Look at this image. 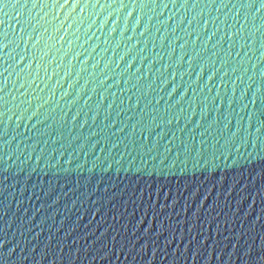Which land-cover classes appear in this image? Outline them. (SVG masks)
Returning <instances> with one entry per match:
<instances>
[{
  "label": "water",
  "instance_id": "water-1",
  "mask_svg": "<svg viewBox=\"0 0 264 264\" xmlns=\"http://www.w3.org/2000/svg\"><path fill=\"white\" fill-rule=\"evenodd\" d=\"M89 2L98 3L94 8L85 6L83 12L77 8L63 25L59 21L68 14L67 6L32 9L29 14V0L27 8H0V48L4 32L10 39L21 33L16 11L28 23L23 32L32 30L27 45L21 42L14 53L0 50V113H4L0 116V229L9 237L0 248V259L15 243L9 264H47L59 251L56 242L60 241L65 257L57 256L54 264H81L67 256L70 248H92L95 242L97 247L106 243L111 250L115 237L123 250L117 245L119 258L113 257L112 264H264L260 259L264 194L259 191L264 148L257 138V129L264 131L260 74L264 11L245 20L248 10L239 8L244 0H223L224 7H218L222 0H188L195 8H180L177 0L175 7L169 3L162 12L136 9L127 27L123 20L127 9L114 11L112 0ZM124 2L130 10L135 8L130 0ZM18 3L25 5V0ZM107 4L112 7H101ZM5 11L12 18H6ZM143 11L140 24L132 30V22ZM72 19L80 23L79 29L76 24L69 27ZM92 20L95 23L86 30ZM144 24L148 31L140 35ZM230 24L231 31H238L232 44L227 37L216 43ZM52 26L59 30L54 32ZM194 29L201 33L195 45L191 43ZM214 30L216 35L209 40ZM184 41H188L185 49L179 48ZM129 47L132 50L125 55ZM141 47L144 51L137 52ZM20 48L37 58L48 53L44 56L48 74L41 68L40 78L33 80L28 71L37 74L36 62L30 63V57L11 66ZM76 51L80 55H74ZM184 51L183 61H176ZM163 64L171 68H162ZM23 65L25 72L18 77ZM213 70L217 74L210 80ZM140 73L144 75L137 79ZM21 79L31 80V87L20 88ZM42 99L48 103L37 107ZM31 111L37 114L28 120ZM21 114L23 118L17 120ZM167 119L172 123H162ZM142 125L152 127L150 135L139 131ZM141 142L143 149L138 146ZM233 233H245L241 243L247 240L252 249L247 255L240 245L234 246ZM191 236L209 237L204 256L193 257L187 251ZM217 240L220 247L212 251ZM48 243L50 250L44 247ZM43 252L48 253L44 260ZM81 256L82 264H107L106 259Z\"/></svg>",
  "mask_w": 264,
  "mask_h": 264
},
{
  "label": "snow or ice",
  "instance_id": "snow-or-ice-1",
  "mask_svg": "<svg viewBox=\"0 0 264 264\" xmlns=\"http://www.w3.org/2000/svg\"><path fill=\"white\" fill-rule=\"evenodd\" d=\"M28 3H29V0H25V5H20L18 3V0H11V2H10V0H0V8L11 7L13 10H16L19 7H26ZM97 3H90L89 0H85V3H83V4L81 3V0H72L71 4H69V0H63V3H61V0H46V2L38 3V0H31L30 8H27V7L26 8H27V11L29 12V14H31L32 9L47 8V9H49V11H51L52 9H64L67 6V13L68 14L64 15L63 20L59 21V25H63L64 21L69 20V17L72 15V13L77 8H79L80 11L83 12L85 9V6L94 8L97 6ZM112 3L116 4L114 11L119 12L121 9H127V11L123 17V20H124V23L127 24V27H128V17H130L132 15L133 11H136V9H148L150 12H153V13H156V10L159 9L162 12L164 8H167L169 6V3H171L173 5V7H175L177 5V0H168V3H164V0H130V4L135 6V8L132 10H130V8H129V3H125L124 0H119V2H117V0H112ZM101 7L109 8V7H112V4L101 5ZM179 7L180 8H189V7L195 8L196 4L195 3L189 4L188 0H181V2L179 3ZM218 7H224L223 0ZM239 8L248 10L245 12V20L248 19L249 14H251L253 19H255V13L256 12L264 11V0H244V2L239 4ZM4 15L6 18H12L9 16V13L6 11L4 12ZM44 15H48V13L45 12ZM109 15H111V13H109ZM144 15H145V12L143 11L140 13V16L136 17V19L131 24L132 30L136 29L135 25L140 24V20ZM16 16L21 17V19L16 21L17 24L21 25V33L19 35H17L15 38L10 39L8 31L4 32L3 33V47L0 48V50L8 49L9 52L14 53L15 48L20 47L21 42H23L24 45H27L28 42L32 40V30H29L27 33L23 32V28L28 27V23L25 22V18L23 17V14L19 11H16ZM193 18H195V17H193ZM147 19L150 21L152 19V16L148 15ZM213 19H215V18L213 17ZM51 20H56V16H52ZM78 20L80 23L84 22L83 17H80ZM191 22H192L191 20L188 21L189 24H191ZM80 23H77V20L72 19L69 23V27H71L72 24H76V29H79ZM93 23H95L94 20L87 23L86 30H87V28H90ZM159 23L164 24L163 21H159ZM207 23H208V21L205 20L204 24H207ZM260 25L264 26V19H262L260 21ZM127 27L121 28V33H124V31L127 29ZM233 27H234V25H231V24L227 25V28L229 30L226 33H223L222 34L223 39L217 40L216 43H221L227 37L229 40V44L231 45L232 44V38L236 37L238 35V31H231V29ZM143 28H144V30L140 32V35H143L145 32L148 31L149 25L145 27V24H144ZM13 30L14 29L9 27V31H13ZM47 30L48 29H45V31H47ZM52 30L54 32H57L59 30V28L52 26ZM255 30H256V28L254 27L253 33L255 32ZM111 31H115V29L113 28V29H111ZM170 31L174 32L175 28L170 29ZM193 31H195V37L192 38L191 43L193 45H195V41L197 38H199L201 33L198 32L196 29H194ZM240 31H242V29ZM29 33H31V35H29ZM149 35H152V33H150ZM188 35L191 36L192 33L189 32ZM214 35H216L215 30L211 34L208 35V39L211 40L212 36H214ZM262 35H264V34H262ZM76 38L78 39L79 37H76ZM177 38L180 39V37H177ZM38 39H40V35L36 36V40H38ZM60 39H64V37L61 36ZM127 39L131 40V37H127ZM34 42L35 41H33V43ZM71 43H72V41L69 40V44H71ZM137 43H140V41H137ZM172 43H173L172 40L168 41L169 45H172ZM187 43H188V41H184L183 43H181L179 45V48L185 49V44H187ZM204 43L207 44V41H205ZM116 46L118 47L119 45H116ZM153 46L155 47V44ZM213 47H215V44L213 45ZM261 48L264 49V42L261 43ZM131 50H132V48L129 47L128 51L125 53V55H127L128 52H130ZM143 51H144L143 47L137 49V52H139V53H141ZM169 51L173 53V51H175V49L169 48ZM228 54H230V52ZM47 55H48V53H43V55H41L39 58H37V56L35 54L31 53L29 50H27V48H20V53L18 55V58L15 59V63L11 66L18 65V64H20V61L26 60L30 57V63H33L34 61L36 62L35 63V69H36L37 74L34 75L32 71H28V74L32 76L33 80L39 79L40 78L39 77V71L41 68H43L44 72L46 74H48L47 62L44 60V56H47ZM74 55L78 56V55H80V52L76 51L74 53ZM5 56L7 57V60H8L9 56H7V55H5ZM184 56H185V51H184V55H177L175 57V60L178 62H181V61H183ZM123 58L124 57H118V59H123ZM137 58L143 60L142 56L141 57L131 56V59H133V60H135ZM188 58H191V57L189 56ZM128 63H129V60H128L127 64ZM213 63H214V61H213ZM224 63H227V61H224ZM131 66L132 65H130V67ZM56 67L58 68L59 65H57ZM105 67L108 68L107 65ZM161 67L165 68V69H169V68H171V65H164L163 64ZM190 67H191V65H190ZM262 69H264V67H262ZM5 70H7V69H5ZM101 71L103 72L104 69H101ZM233 71H235V68H233ZM23 72H25V66L24 65L19 68V70L16 72V75L19 77L20 74ZM65 74L67 75V73H65ZM162 74L163 73H161V75ZM216 74H217V71L213 70V74L209 75V79L210 80L213 79V75H216ZM260 74H261V76H264V71H262ZM143 75H144V73H140V75L137 76L136 78L140 79ZM172 75H175V73L171 72L170 76H172ZM9 76H11V73H9ZM168 77H166L161 82V87L163 86V82L165 80H167ZM47 78L51 79V76L48 75ZM104 78H107V75H105ZM13 83L15 84L16 81H14ZM31 83H32V81L29 79H27V80L21 79L19 82V87L23 88L25 86V84H27L29 87H31ZM125 83H127V81H125ZM6 85H7V79H5V86ZM57 85H58V82H57ZM78 90L79 89H77V91ZM207 90L209 92H211L212 89H211V87H207ZM0 91H2V89H0ZM194 91H195V89H194ZM21 95H23V93ZM64 95H67V92H64ZM169 95H171V93H169ZM216 98L217 97H213V101H215ZM0 99H3V98L0 97ZM12 99H15V97H12ZM32 99H33V97H30L29 101L27 103L30 104V101ZM36 99L41 100V98H39V97H36ZM205 99H207V97H205ZM261 100L264 101V82L261 83ZM252 102H255V101H252ZM7 103H8V101L5 100L4 104H7ZM21 103H24V102L21 101ZM46 103H48V100H43V103L37 104V107H42L43 104H46ZM245 107H246V105H245ZM10 110H11L10 108H5V112H9ZM24 111H27V108H25ZM36 114H37L36 112L31 111L29 113V115L27 116V119L31 120L32 117L35 116ZM2 115H4V113H0V116H2ZM262 115H264V111H262ZM7 118L9 120H11V116H8ZM21 118H23L22 114L20 116H17V120H19ZM73 119H76V117H73ZM151 119L154 121L156 119V117H151ZM177 119H178V117H177ZM162 123L171 124L172 120L167 119L166 121L165 120L162 121ZM197 126H199V124L195 125V127H197ZM132 127L135 128L136 126L132 125ZM261 128H264V122H261ZM151 130H152V127L150 128V127L143 126V125L139 129L140 132H142V133L146 132L149 135L151 134ZM239 130H240L239 128L236 129V131H239ZM121 131H123V130H121ZM257 131L259 132V136L257 138L262 139L261 147L264 148V131H261L260 129H257ZM3 134L6 135L7 132H4ZM157 135H159V134H157ZM145 139H147V136H145ZM253 142H255V141H253ZM5 143H7V141H5ZM133 143H135V142H133ZM113 146H115V145H113ZM138 146L141 149H143V142H141ZM152 147H155V144H153ZM148 151H151V148H149ZM52 166H54V165H52L50 163L49 167H52ZM93 167H95V165H93ZM259 169H260L259 177H260V182H261L259 191H260V193L264 194V162H261L259 164ZM5 170H7V169H5ZM32 171H35V169H32ZM255 177L256 176L254 175V178ZM4 179L7 180L8 177L5 176ZM236 183H237V181H236ZM261 202L264 203V199H262ZM229 207H231V205H229ZM257 219H260V217H257ZM226 223H229V222L226 221ZM33 227H35V224H33ZM30 230L31 229H29L27 231H30ZM0 232H3V236H4L3 239H0V248H3V246L9 242V237H8L7 231L0 229ZM173 232H175V229H173ZM201 232H202V229H201ZM70 234H71V232H69L67 235H70ZM243 236H245V233H241L240 236H236L235 233H233V238L235 239V242H236V244L234 246L240 245L244 255H247L252 249H251L250 245L247 243V240H245L244 243H241V237H243ZM53 239H54V237L50 234L49 235V241H51ZM112 239H113V247L111 250L108 249V246L106 243H101L99 245V247H97L95 242H93L92 248H86V249H81V248H76V247L70 248L68 253H67V256L71 257V259L81 260V264H82V256H81V253H82L83 256H90V259L92 261L97 260V258L99 257L102 260L106 259L107 264H112L113 257H116L117 259L119 258L117 256V251H116L117 245H119V241H117L115 237H113ZM207 239H209V237H203L202 239H198L197 236H191L189 238V241H188L187 251L193 257L199 258L201 256H204L205 252L202 251V249L204 250V249H207L209 247V245L205 243V240H207ZM225 239H227V238L225 237ZM252 239H254V237ZM260 240H261L260 248L262 250H264V235H262L260 237ZM213 243L215 244V247L212 248V251H215L217 247H220V240L214 241ZM16 246L17 245L15 243H13L11 247L7 248L6 255L2 254V259H0V261H2V264H9L7 257L12 255ZM119 246H120L121 251H122L123 246L122 245H119ZM44 247H45V249L50 250L51 243L46 244ZM225 247H226V245H225ZM56 249H59V251H55L52 254V258L47 261V264H54L57 256H59L60 260L64 259L65 254L63 253V244L60 241L56 242ZM47 255H48L47 252H43V256L41 257V259L44 260ZM218 255H219V253H218ZM229 255H231V253H229ZM260 259H261V261H264V254L261 255Z\"/></svg>",
  "mask_w": 264,
  "mask_h": 264
}]
</instances>
